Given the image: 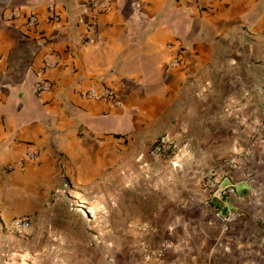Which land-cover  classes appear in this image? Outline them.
Masks as SVG:
<instances>
[{
	"label": "crops",
	"instance_id": "1",
	"mask_svg": "<svg viewBox=\"0 0 264 264\" xmlns=\"http://www.w3.org/2000/svg\"><path fill=\"white\" fill-rule=\"evenodd\" d=\"M110 163L128 188L89 200ZM0 230V264H264V0H0Z\"/></svg>",
	"mask_w": 264,
	"mask_h": 264
},
{
	"label": "built area",
	"instance_id": "2",
	"mask_svg": "<svg viewBox=\"0 0 264 264\" xmlns=\"http://www.w3.org/2000/svg\"><path fill=\"white\" fill-rule=\"evenodd\" d=\"M85 5L88 11H90L92 14H98V13H105L111 10L112 8V0H85ZM37 16L36 14L32 13L29 14L26 17V26H34L37 24ZM50 21L52 22H58L59 18L57 14H52L50 17ZM180 58L174 59L170 65L176 66L179 64ZM56 61L51 58L50 56L45 57V67H51L55 66ZM120 80L118 78H115L114 76H108L106 78V86L102 90H95V89H89L86 92V95L91 98L101 99L105 102H107L110 105L113 106H121L122 101L120 97L118 96V93L116 91V85L118 84ZM50 87V84L45 79L37 80L34 83V90L36 92L48 90ZM172 148V142L171 139L164 135L158 138L153 146L149 150V155L151 157H159L164 154L167 150ZM38 158V153L33 150H28L21 158H18L15 162L6 164L7 168H12L13 166H22L24 160L30 159V160H36ZM204 189L210 190L213 188H216L220 191V193L224 194H233L235 192L234 186H226V187H220L218 183L216 182L213 170L208 169L205 172L204 175ZM217 214V213H216ZM220 220L224 223L234 221L239 217V212L235 210H230L226 212L225 214H217ZM32 224V220L29 217H18L11 221V223L8 225L13 231H21L23 229L29 228ZM165 243L163 245L166 246Z\"/></svg>",
	"mask_w": 264,
	"mask_h": 264
},
{
	"label": "rangeland",
	"instance_id": "3",
	"mask_svg": "<svg viewBox=\"0 0 264 264\" xmlns=\"http://www.w3.org/2000/svg\"><path fill=\"white\" fill-rule=\"evenodd\" d=\"M64 160L65 159L63 158V161ZM64 166H65V163L61 165V168L64 169ZM113 174H114L113 165L110 163L109 167L105 170V172L102 174L101 177H98V178L94 177L92 179L84 180L82 182V185L87 189L86 198H88L89 200L96 198V194H97L96 189H98L101 193H103L101 197L104 198L106 201H110L112 198L111 192H112L113 187L119 186L122 189L123 188L127 189L128 188L127 186L129 185V181H130L128 179V176L122 175L120 177H117V176L114 177ZM68 186H70V182L68 183ZM133 186L135 187L136 185L134 184ZM102 188L104 189V192L101 191ZM125 192L127 194L126 198H128V191L126 190ZM32 226H33V221L29 228L31 229ZM29 228H26V229H29ZM26 229H23V230H26ZM101 229L104 230L106 228H101ZM10 232H18V231H13L10 227H7V233H10ZM22 236L26 237V241L29 242L27 239H30L31 233L29 231H27L26 233L23 232ZM0 240H2L1 230H0ZM0 250H1V245H0Z\"/></svg>",
	"mask_w": 264,
	"mask_h": 264
}]
</instances>
